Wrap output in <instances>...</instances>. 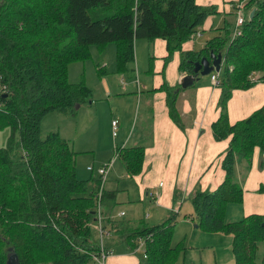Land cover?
Returning <instances> with one entry per match:
<instances>
[{"label": "trees", "instance_id": "obj_1", "mask_svg": "<svg viewBox=\"0 0 264 264\" xmlns=\"http://www.w3.org/2000/svg\"><path fill=\"white\" fill-rule=\"evenodd\" d=\"M245 8L248 16L240 35L232 38L233 28L226 22L220 27L223 35L199 50L184 51L182 44L215 12L214 5L195 0H0V127L12 129L0 147V264H7L12 249L20 264H101L103 244L92 238L95 222L103 233L121 237L130 251L141 246L147 264H179L184 246H171L176 212L156 225L111 217L103 208L115 203V190L103 188L98 200L100 177L79 179L72 145L58 131L42 134L41 129L48 113L75 117L77 104L93 100L83 81H68L71 62L87 59L92 44L114 43L116 71H127L137 38L164 39L165 60L179 51V70L187 74H194L193 63L210 51L223 54L220 113L211 129L216 140L229 138L221 161L225 176L214 190L195 191L191 215L204 231L232 235L233 264H258L264 214L232 221L224 217L228 204L242 202L236 162L244 160L247 173L254 149L261 157L264 153V104L233 124L227 113L234 89L264 81V0H247ZM104 67L97 65L101 74ZM161 88L171 119L184 129L176 108L181 86L164 83ZM18 146L21 153L15 157ZM115 154L124 159L129 175L140 171L142 147H118Z\"/></svg>", "mask_w": 264, "mask_h": 264}, {"label": "crops", "instance_id": "obj_2", "mask_svg": "<svg viewBox=\"0 0 264 264\" xmlns=\"http://www.w3.org/2000/svg\"><path fill=\"white\" fill-rule=\"evenodd\" d=\"M195 1L201 6L214 5L216 9L213 14L205 19L202 28L182 44V50L184 51L202 48L206 41L210 39H204L202 37L203 34L209 30L220 28L221 23V26L226 22L232 25L234 21L235 24L234 18L231 22L230 14L228 13L231 12L234 15L235 4L237 5L239 2V0ZM217 21L218 25H215ZM149 42L152 46L148 47L154 52L152 54L148 52L150 57L146 59L144 53H141V55L137 54L138 41H136V45L134 41L133 63H129L127 65L128 70L124 72H117L115 68V72L119 75V79L117 78L116 80V86H113L114 82L113 85H106L105 80H103L104 76L100 80L101 85L104 84L103 96L105 98L110 99L112 95H116L125 100V105L117 110V116H114L111 112L110 121L117 120L118 126L116 135L112 134V138H110L106 148L110 149L108 159L113 161L115 159V149L118 147H142L141 168L135 174L129 175L124 159L117 156V159L122 162L126 177H129L133 182V190L138 191V195L133 197L132 201L144 204V200L151 204L149 207H152V203H154L164 213H168V210L174 209L173 207L176 204L175 196L178 191L182 190L188 195L189 192L195 191L197 187L199 188L198 190L202 191L214 190L223 181L225 172L221 167V161L228 147L229 138L216 140L212 134L211 124L217 120L220 113L218 102L221 89L218 85L212 83L211 76L209 80H205L200 76L198 80L188 87L182 88L181 86L182 89L178 93L176 108L182 123L184 121L186 124H184V129H182L174 123L166 105V92L161 86L165 82L164 79L169 86L180 85L181 79L187 73L179 70V51H175L168 60H165L168 55L166 41L162 38H156ZM105 73L107 72L105 71ZM253 78L256 79V76ZM93 101L94 98L91 102L79 106L78 109H82L85 106L84 109L86 111L83 114V118L91 115ZM263 104L264 81H256L247 89H234L227 102L228 120L233 124L237 120L248 117ZM110 110H112V107ZM106 124L108 126V119ZM76 142L77 140L73 139L72 148L76 151V159H78L76 176L77 171L80 174V178L77 177L82 180L90 179L93 175L98 176V169L96 170L95 167H99L101 164L104 166L110 160L106 163L102 161L101 164L96 165L99 162V159H97L98 151L93 146L76 147ZM87 157L89 161L91 160V164H89V161L82 163ZM261 158L262 161L260 163ZM86 172L89 175H86ZM119 174H122V172L121 170L119 171L116 161H114L108 170L104 188L108 191L115 190V203L111 206L104 205V208L101 206L105 212H109L110 216L116 219H122L126 212L115 210L120 189L117 185L114 186L113 183H109L108 180L112 175L117 176ZM243 178V182H240L243 189L242 202L230 204L241 205L244 216L264 214V153L261 157L257 147L253 152L250 169ZM119 180L115 179V182L118 183ZM124 190L129 195V188L126 187ZM180 207L181 202H179V208L174 209L176 213L180 212ZM192 212L187 213L183 222L198 231L193 232L195 236L202 229L194 222L191 215ZM227 212L228 206L224 213L226 220H236L233 219V216L228 217ZM153 214L151 211L148 214V218L153 216ZM142 219L145 218L136 220ZM164 220L162 219L160 222ZM94 225L97 228L98 241L96 243L102 242L104 250L107 252L104 264H142L145 261L144 259L141 260L137 255L140 247L135 251H130L123 243L121 237H118L112 231L105 238L103 237L104 239H101L99 234L100 227L96 222L92 224V226ZM207 237L212 239L221 238L218 234H211ZM209 238L205 239L208 240ZM223 239L225 253L228 256L221 258L215 244L210 242L204 247V249L208 248L212 253L209 259L202 256L204 250L203 252H196L195 248L186 245L184 240L179 241L184 246L182 250L183 262L187 263L188 260L189 264H218L222 260L223 264H232L235 259L232 251V235L225 234ZM188 249L190 252L186 260Z\"/></svg>", "mask_w": 264, "mask_h": 264}, {"label": "rangeland", "instance_id": "obj_3", "mask_svg": "<svg viewBox=\"0 0 264 264\" xmlns=\"http://www.w3.org/2000/svg\"><path fill=\"white\" fill-rule=\"evenodd\" d=\"M236 4H235V11L234 15L233 13L229 12L230 14L229 18L232 19L236 18ZM227 14V17H228ZM244 16H246L245 11L242 12ZM220 23V22H219ZM215 25H218V21ZM222 25V23H221ZM220 25V27H221ZM234 29V21L233 24L230 25ZM202 28V25L199 27L198 31ZM223 28H216L207 31L203 34L204 39H209L211 37H214L218 34L223 35L224 34ZM233 33V31H232ZM164 40V39H163ZM138 41V48H137V54L141 55V53L145 54V58L148 59L150 56H148V52L152 54L154 51L148 46H152L149 41L145 38H137L135 40ZM105 66L104 69L107 73L101 74L100 71H98L97 65ZM116 68V46L114 43L106 44L105 46H99L92 44L89 46V57L85 60H78L71 62L68 65L67 69V78L68 81L72 83H79L84 82L86 86H88L93 94V105L92 113L90 116H86L83 118V114L86 111L84 108L78 109L76 116H66L61 113H58L56 111H52L48 113L41 121V129L42 134H45L47 131H60V136L65 138L71 145L73 142V139L77 140L76 147L84 148L86 146H93L97 151V159H99V162L96 163V165L108 162L110 159H108L110 154V149H107L106 146L110 142V138H112V129H111V112L114 116H117V110L121 108V106L125 105L124 99L120 98L116 95H112L110 99L105 98L103 96L104 84L101 85L100 80L103 77V80H105V84L114 85L116 86V80L119 79V75L115 72ZM122 76V75H120ZM201 78H204L205 80H209L210 74L206 76H202ZM112 81V83H111ZM166 82V80L164 79ZM164 82V83H165ZM181 86V83L180 85ZM221 96V95H220ZM120 98V99H118ZM94 106V107H93ZM112 107V110L110 108ZM96 108V109H94ZM133 118V117H132ZM107 119H108V126H107ZM132 120V119H131ZM121 121V120H120ZM122 123V121H121ZM186 124L183 121V125ZM185 126V125H184ZM130 129V128H129ZM117 133V131H116ZM12 136V129L8 126L0 127V147H3L7 144L8 139ZM15 139L17 142H19V135L18 133L14 134ZM21 148L18 146L14 151V156L18 157L20 156ZM116 155V154H115ZM112 157V156H111ZM110 157V158H111ZM105 159V160H104ZM78 159H76V170L78 167ZM88 160V157L85 161L82 163H86ZM116 161V166L121 170L122 174H119L117 176L112 175L108 182L113 183L114 186H118L120 191L118 192L117 197V204L115 205V210L120 211L123 210L126 212V215L122 217V219H140L145 218V220L150 224H157L162 219L164 220L168 216H170L172 213L175 212V208H179V202H181L180 212L176 214V223L172 234V241L171 246L175 247L176 243L184 240L186 242V245L193 246L196 250V252H203L202 256L205 258L210 257V254H212L208 248L204 247L212 242L215 244L217 252L219 253L221 258H226L228 255H226L225 245H224V236L223 233H212L209 231H204L202 229L201 232L197 233L195 236L193 235V232H198L196 229L191 228L188 224H185L184 218L187 216V213L192 212V205L190 202V198L192 195L197 191L199 188L197 187L195 191L189 192L188 195H186V192L184 191H178L175 196V206L174 209L168 210V213H164L162 209L157 207L154 203H152V207H149L151 204L143 200L144 204L137 203L136 201H132L133 197H136L138 195V191L133 190V182L128 179L125 175V171L122 165V162L120 159H117V155L115 156V159L113 161H109L111 165L113 162ZM89 164H91V160L89 161ZM103 164L100 166L102 167ZM99 166V167H100ZM99 167H95L96 170L99 169ZM98 171V170H97ZM241 173H240V172ZM246 173V162L244 160L239 159L236 162L235 167V179L236 181L243 182V176ZM86 175H89L88 172H86ZM77 176L80 178V174L77 171ZM87 179V178H86ZM115 179H120L118 183L115 182ZM129 188V195L124 190V188ZM177 200V201H176ZM242 206L237 204H229L228 205V212L227 216H233V219H239L240 217L244 216V212L242 211ZM153 212V216H149L148 214L150 212ZM193 213V212H192ZM186 215V216H185ZM164 217V218H163ZM226 220V219H225ZM228 221V220H226ZM97 228L96 226H92V238L95 242L98 241L97 238ZM185 233V235H184ZM211 234H218L221 236L220 239H212L207 236ZM105 238V237H104ZM103 238V239H104ZM205 238H209L208 240ZM188 254L186 255V260L188 259L189 255V249L187 250ZM144 249L140 246L138 257L143 260V253ZM183 253L180 252L178 263H184L183 262ZM257 263L258 264H264V240H261L258 242V249H257ZM187 263L189 264L190 262ZM184 263V264H187ZM201 263V262H196ZM206 263V262H202ZM234 262H232L233 264ZM142 264H146L145 261L142 262ZM218 264H223L222 260L218 262Z\"/></svg>", "mask_w": 264, "mask_h": 264}, {"label": "water", "instance_id": "obj_4", "mask_svg": "<svg viewBox=\"0 0 264 264\" xmlns=\"http://www.w3.org/2000/svg\"><path fill=\"white\" fill-rule=\"evenodd\" d=\"M253 13L254 10H251L249 16L252 17ZM223 57L222 53L216 54L213 51H210L208 56H203L200 60L195 61L193 63L194 74H186L180 81L182 88L193 84L200 76H206L213 71H220ZM76 108H79L78 104L76 105ZM7 264H20L17 255L13 252V249L12 253L8 256Z\"/></svg>", "mask_w": 264, "mask_h": 264}, {"label": "built area", "instance_id": "obj_5", "mask_svg": "<svg viewBox=\"0 0 264 264\" xmlns=\"http://www.w3.org/2000/svg\"><path fill=\"white\" fill-rule=\"evenodd\" d=\"M246 3H247V0H241L236 5L237 12H236V18H235V24H234V29H233V33H232V38H235L236 36L240 35L241 26L243 25V23L245 22L246 17L248 16V11L245 8L246 7ZM243 11H245L246 16H244L242 14ZM210 76H211L212 83L214 85H218L219 84V71L218 72H216V71L211 72ZM117 126H118L117 125V120H112L111 121V128H112V134L114 136L116 135ZM115 156H114V158H115ZM110 166H111V163L108 162L106 165H104V166L99 168V172L101 174H104L107 170H109ZM89 168H91V167H89ZM99 199H100V196H98V200ZM99 209H100V206H98V214H99ZM98 219L100 220L99 215H98ZM99 227H100V237L102 239L103 237H106L109 233L108 232H104V233L102 232V228H101L100 222H99ZM101 243L102 242H100V244ZM106 255H107V252L104 250V247H101V257H100L101 264H104V258L106 257Z\"/></svg>", "mask_w": 264, "mask_h": 264}, {"label": "bare ground", "instance_id": "obj_6", "mask_svg": "<svg viewBox=\"0 0 264 264\" xmlns=\"http://www.w3.org/2000/svg\"><path fill=\"white\" fill-rule=\"evenodd\" d=\"M89 169H91V168H89ZM107 173H108V170L104 174H101L99 172V169H98V177H100V179H101V185H100V187L98 189V194L97 195L100 196V197H101L102 189L104 188V183L106 181Z\"/></svg>", "mask_w": 264, "mask_h": 264}]
</instances>
